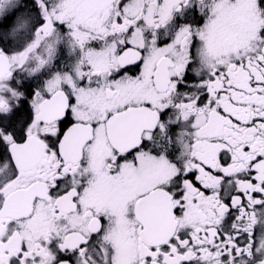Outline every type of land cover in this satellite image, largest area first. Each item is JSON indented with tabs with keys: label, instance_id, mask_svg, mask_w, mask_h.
Listing matches in <instances>:
<instances>
[{
	"label": "snow or ice",
	"instance_id": "1",
	"mask_svg": "<svg viewBox=\"0 0 264 264\" xmlns=\"http://www.w3.org/2000/svg\"><path fill=\"white\" fill-rule=\"evenodd\" d=\"M0 264H264V0H0Z\"/></svg>",
	"mask_w": 264,
	"mask_h": 264
}]
</instances>
